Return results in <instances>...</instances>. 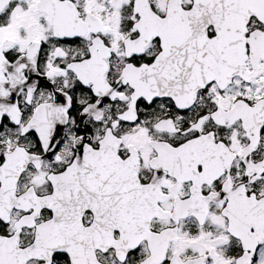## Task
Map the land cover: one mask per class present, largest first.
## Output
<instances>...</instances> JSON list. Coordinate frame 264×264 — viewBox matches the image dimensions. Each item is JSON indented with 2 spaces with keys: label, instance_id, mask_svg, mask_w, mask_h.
Segmentation results:
<instances>
[{
  "label": "snow or ice",
  "instance_id": "1",
  "mask_svg": "<svg viewBox=\"0 0 264 264\" xmlns=\"http://www.w3.org/2000/svg\"><path fill=\"white\" fill-rule=\"evenodd\" d=\"M0 264H264V0H0Z\"/></svg>",
  "mask_w": 264,
  "mask_h": 264
}]
</instances>
